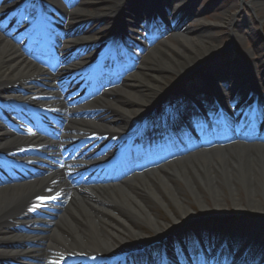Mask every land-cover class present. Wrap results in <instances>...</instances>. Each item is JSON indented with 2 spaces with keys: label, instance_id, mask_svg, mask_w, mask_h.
<instances>
[{
  "label": "bare ground",
  "instance_id": "obj_1",
  "mask_svg": "<svg viewBox=\"0 0 264 264\" xmlns=\"http://www.w3.org/2000/svg\"><path fill=\"white\" fill-rule=\"evenodd\" d=\"M0 1H2L0 5H3V2L9 0ZM52 1L55 0H46V3ZM84 1L86 8L91 5L96 7L92 16H90L89 10H86V13L92 18V24L85 26V29L81 27L82 34H88L96 24L100 26L96 30L103 32H106V28L112 25L118 37L125 38V42L128 41V34H130L127 42L128 47L124 50L119 45L109 47L106 59L110 60L101 64L102 69L105 70L120 59L122 60V56L133 52L131 44L138 34L139 25L143 23L141 16L145 17L138 12L144 13L155 3L153 4L150 0H135L134 2L133 0ZM160 3L159 7L166 10L165 12L163 10L164 21L169 22L171 18L173 19L175 9L180 6L181 1L162 0ZM60 5L57 7H52L49 4L43 5L38 10L35 19L30 15H20L19 10H16L18 15H15L12 13V7H7V10L10 9L9 15L18 19V22L25 19L28 21V27L25 31L26 38L22 39L18 45L14 38H7V31L0 29V109L7 111L12 108L13 100L21 98L19 110L24 111L26 108L30 110L28 117L32 121L40 120L43 123H48L56 115L73 117L74 112L71 110L62 108L61 111H55L56 109H53L52 106L55 103L51 101L55 98L47 96L48 94L54 95L50 90L42 95L33 94L30 91L33 83L46 81L48 78H52L54 81L60 79L58 74L52 71V67L45 63L40 51L32 52L33 47L38 44L44 49L54 46L56 38L52 35L50 24L57 26L65 14V10ZM156 6H158L157 3ZM252 6L255 7L256 12L260 13L264 9V0L253 1ZM26 7L25 10H29L28 6ZM98 9L107 11L100 15ZM234 17L228 21L233 35L237 37L239 33L245 34L246 32L240 31L239 27V23H243L245 20L237 22ZM37 20H45V22H36ZM69 36L74 37L73 35ZM201 38L199 33L189 30L176 35L175 44L161 41L142 58L143 61L135 72L127 74L122 79L121 85L109 88L108 92L97 97L92 101V104H88L89 108L101 111L102 117L90 122L83 119H72L67 126L60 128L61 141L68 144L71 142L74 147L80 137L90 134L100 126L108 128L114 126L125 133L129 131V127L132 125L129 120L131 117H133L132 119L137 117L139 108L147 104L151 108L157 107L158 95L181 88L179 82L173 84L169 81L173 76L182 78V80L183 77L189 76L182 71L186 67L179 61L180 59L186 62L185 64L190 70L205 69L203 71L207 72L205 73L206 76L208 75L207 81H211L209 73L220 67L215 64L211 65L210 62L216 58L221 60L223 52L227 53L228 50L225 51L223 48L217 50L218 48H216L201 52L206 48ZM83 41H85L83 37L76 35L73 42L74 47H71L70 50L76 49L77 45ZM94 47L98 48L99 42ZM83 48L85 52L78 55L82 62L74 64L72 70L74 76H80V80L90 82L88 69L85 66L89 68L86 61L91 59V57L87 58L91 54L88 46H83ZM126 49L129 51H125ZM230 50L231 48H229ZM229 64L232 72L242 71L240 62L236 60H232L230 63L226 61L222 67ZM244 70L246 71V69ZM239 75L240 73L238 75L230 73L225 77L232 79L227 82L228 90L238 88V85L241 84V82L236 83ZM49 86H53V82L49 83ZM252 86L256 88L259 84L254 83ZM246 91L247 86L241 85L236 92V97H246L247 101L249 98L252 102L255 97L250 96ZM194 95L198 98L200 105L210 107L213 112L215 109L218 110V118L209 119L196 125V129L203 126L201 131L195 129L189 136L176 133L174 136L158 137L153 133H140V135H135L136 142H139L138 145H140L138 149L147 150V147H144L146 140L160 145L159 148L162 150L168 147L172 140L198 139L206 126H208L206 132L210 133H215V127H219L224 132L235 133V119L230 114L221 111L218 100L211 94L208 86ZM256 100L259 99L256 97ZM261 105V102L258 101L255 103V108H260ZM63 106L65 108L66 104ZM80 107L85 108L86 106L81 104ZM191 107L189 106L190 109ZM186 114H191V111L187 109ZM181 117L183 115H180ZM248 122L251 123V126H257L254 117ZM31 129L25 122H22V126L19 127L20 131L9 136L0 127V154H7L12 158L8 163H12L13 160L17 161L18 165L26 166L33 157L43 158L41 154L48 151L51 153L46 154L62 158L63 151L62 149L59 151L56 143H52L50 146L47 144L39 146L44 144L47 138L42 134L32 136L27 132ZM52 134L57 135L56 132ZM0 169H2L1 165ZM68 169L62 167L61 175L59 171H55L50 176L0 186V254L5 257L6 261L19 262V253L23 248H29L26 244L35 247L36 244L46 241L45 249L30 253L32 256L37 254L36 257L47 256L46 251L49 252V250L50 254L56 253L59 251L58 247H61V250L63 248L76 249L72 244L62 242L64 234L72 237L74 243L81 242L87 254L101 252V255L110 256L115 253V240L121 235H128L137 241H143L145 238L138 232L142 228L140 226H145L153 232L155 238L164 240L173 235H180L186 229H192L195 231L194 235L197 239H203L205 229L211 228L215 234H220L227 229V234L232 235L234 234L233 226L239 222L244 226L264 225V143L261 140L249 143L238 135V138L228 146L217 145L209 149H200L192 154L171 158L153 169L142 171L138 179L133 178L130 181L125 179L115 184L81 188L82 193L74 192L76 196L74 203L67 206L66 211L69 213L61 216L56 230L53 229L49 236L43 237L46 231L37 227L38 215L26 213L27 207L33 203L35 195L40 194L44 188L50 187L51 181L59 184L62 179L70 175V171L74 173V170ZM222 188L228 190V199L233 204L232 212L222 208L224 201ZM239 188L245 193V202L236 199ZM59 193H61V189L54 186V194ZM209 203L212 206H209ZM191 204L199 208L200 214L193 212ZM157 207L167 212L171 223L165 222V220L161 221L160 214L156 212ZM67 216L70 218V222H68ZM197 218L200 219L196 220ZM214 221L217 223H213ZM212 236L214 235L212 234ZM29 239L33 242L26 241ZM242 239H245L244 236ZM259 239V237L256 239V243ZM57 241L62 242L61 246L56 247ZM226 246H228V250H223L221 252L223 255H229L232 251L230 243ZM262 248L260 252L264 257V243Z\"/></svg>",
  "mask_w": 264,
  "mask_h": 264
},
{
  "label": "rangeland",
  "instance_id": "obj_2",
  "mask_svg": "<svg viewBox=\"0 0 264 264\" xmlns=\"http://www.w3.org/2000/svg\"><path fill=\"white\" fill-rule=\"evenodd\" d=\"M134 1L135 0H133V2ZM151 1L157 4L159 3V0ZM180 1V8L178 7L177 9H175L173 19L171 18L169 22L163 25V16L161 15V18L159 20V23H161L160 28L155 32H152V34L148 35L147 38L145 37L146 33L141 31V35L144 36L143 44L141 46L144 47L138 50V54L140 56L135 61L127 62L124 65L125 71H116L111 77L107 79V82L118 83L124 77L125 72H135L137 67L142 63V58L145 57L155 46H158L161 41L175 44L176 35L182 32L184 33L185 31L192 30V32L199 33L202 36V43L207 48L203 49L201 52H204L206 50H213L216 48H218V50L223 48L226 51L227 49L231 48V50L227 53H223V58L221 57V60L217 59L215 62H212V64L220 66L222 71L221 73L223 74L231 73L230 64L226 67H222L226 61H229V63L232 60L239 61L241 69H246V73L239 79H244L245 84H249L251 82L259 83V86L255 89V92L259 94V96H262L264 99V9L260 13L256 12L254 9L255 7L252 6V2L255 0ZM95 7L96 6L94 5L87 7V10H89V14H91L90 16L94 14ZM98 11L101 15L107 10L98 9ZM161 13V11L157 12V14ZM233 17L237 20V22L245 20V22L239 23L240 31H244V33L246 32L245 34L242 35L241 33H239L237 37L233 35L232 29L230 30V27L228 26V21ZM79 22H81L80 19ZM162 25L165 28H162ZM179 61H181L183 66L187 68L188 65L185 64L186 62L184 60L180 59ZM186 68L182 69V71L185 73L189 71L188 68ZM233 73L238 74V70ZM202 76V71H200L194 75H190V77H187L183 80L182 78H179L177 76H173L172 78H170L169 81L173 84L179 82L181 84V88L171 97H169L170 99H168L167 102L163 101L159 106L164 108V111L170 112L173 109V106L177 104V102L184 99L185 94L189 92L191 93L195 88L202 86L204 81V78L202 80ZM212 87H214V85ZM170 101L173 102V105L170 103ZM142 104L144 105L145 102L143 101ZM196 148L197 145H192L181 150H171L165 155H171L175 152H192ZM239 189L240 190H238L236 199L245 202V193L241 188ZM254 193L255 192H253V195H255ZM222 198L224 200L222 208L229 209L232 212L233 204L228 199V190L223 188ZM209 204V206H212L211 203ZM190 207L193 212H195L196 214H200V212L198 211L199 208L196 205L191 204ZM55 210H59V207L55 208ZM156 212L160 214L159 218L162 219L161 221L165 220V222L171 223V219L169 218L167 212L158 209V207L156 209ZM67 219L69 220L68 222L71 221L68 216ZM63 238L64 240L62 242H67L72 245L75 244L72 240V237H70L69 235L67 236L66 234H64ZM62 242L57 241L56 247L61 246ZM58 248L61 251V247ZM67 249L69 248H65L64 251ZM44 264H48L46 260Z\"/></svg>",
  "mask_w": 264,
  "mask_h": 264
}]
</instances>
